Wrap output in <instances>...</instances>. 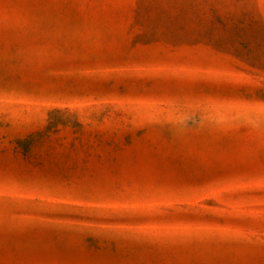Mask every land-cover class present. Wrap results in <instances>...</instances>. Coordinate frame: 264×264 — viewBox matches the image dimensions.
<instances>
[{
	"label": "rangeland",
	"instance_id": "1",
	"mask_svg": "<svg viewBox=\"0 0 264 264\" xmlns=\"http://www.w3.org/2000/svg\"><path fill=\"white\" fill-rule=\"evenodd\" d=\"M0 264H264V0H0Z\"/></svg>",
	"mask_w": 264,
	"mask_h": 264
}]
</instances>
